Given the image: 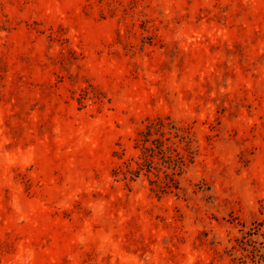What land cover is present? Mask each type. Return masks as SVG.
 Masks as SVG:
<instances>
[{"label": "rangeland", "instance_id": "rangeland-1", "mask_svg": "<svg viewBox=\"0 0 264 264\" xmlns=\"http://www.w3.org/2000/svg\"><path fill=\"white\" fill-rule=\"evenodd\" d=\"M191 127L179 195L113 175ZM264 221V0H0V264H239Z\"/></svg>", "mask_w": 264, "mask_h": 264}, {"label": "trees", "instance_id": "trees-1", "mask_svg": "<svg viewBox=\"0 0 264 264\" xmlns=\"http://www.w3.org/2000/svg\"><path fill=\"white\" fill-rule=\"evenodd\" d=\"M195 143L192 128L171 116L148 118L135 138L136 157L126 158L125 152L114 151L113 175L128 184L144 177L150 190L160 197L179 195L181 178L198 155ZM235 242L231 251L241 255L233 261L264 264V221L255 220Z\"/></svg>", "mask_w": 264, "mask_h": 264}]
</instances>
